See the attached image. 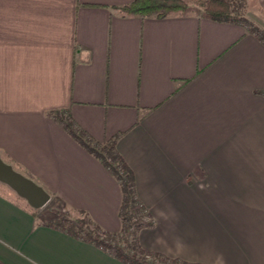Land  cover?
I'll return each mask as SVG.
<instances>
[{
	"label": "crops",
	"instance_id": "0c3cea01",
	"mask_svg": "<svg viewBox=\"0 0 264 264\" xmlns=\"http://www.w3.org/2000/svg\"><path fill=\"white\" fill-rule=\"evenodd\" d=\"M133 1L0 0V158L119 233L120 185L66 131L68 114L97 142L118 137L155 221L144 250L264 264V41L196 4L163 20L120 14ZM244 2L264 32V0ZM12 195L0 189V264H124Z\"/></svg>",
	"mask_w": 264,
	"mask_h": 264
},
{
	"label": "trees",
	"instance_id": "16d2710c",
	"mask_svg": "<svg viewBox=\"0 0 264 264\" xmlns=\"http://www.w3.org/2000/svg\"><path fill=\"white\" fill-rule=\"evenodd\" d=\"M244 4V0H202L197 8L201 15L212 21L243 24L264 41L262 29L243 13ZM117 10L124 17L163 20L185 15L190 7L185 0H134ZM59 121L79 145L111 171L119 183L122 192L119 212L122 227L119 233L106 232L82 212H74L79 216L73 217L60 212L39 214V210H35L38 222L94 244L124 264H195L146 251L139 244L140 232L153 228L155 221L137 196L132 169L116 150L118 137L100 143L78 128L68 114L59 118Z\"/></svg>",
	"mask_w": 264,
	"mask_h": 264
},
{
	"label": "water",
	"instance_id": "95a60500",
	"mask_svg": "<svg viewBox=\"0 0 264 264\" xmlns=\"http://www.w3.org/2000/svg\"><path fill=\"white\" fill-rule=\"evenodd\" d=\"M0 183L9 187L19 198L27 202L33 210L45 208L51 196L37 183L0 158Z\"/></svg>",
	"mask_w": 264,
	"mask_h": 264
},
{
	"label": "rangeland",
	"instance_id": "374dc122",
	"mask_svg": "<svg viewBox=\"0 0 264 264\" xmlns=\"http://www.w3.org/2000/svg\"><path fill=\"white\" fill-rule=\"evenodd\" d=\"M185 1L189 4L190 9L195 8L194 4H196V7H197L201 3V1H199V0H185ZM0 189L7 190L8 192H10V194H13L12 196H14L15 198H18L16 196V194L13 193V191L9 187H7L1 183H0ZM39 212H40L39 214H46V215L51 214L53 212L54 213L60 212L62 214H68V215L70 214L73 217L79 216L74 212H69V211L65 210L64 207L62 206V204L56 199H53L52 201H50V203L44 209H42V211H39Z\"/></svg>",
	"mask_w": 264,
	"mask_h": 264
}]
</instances>
